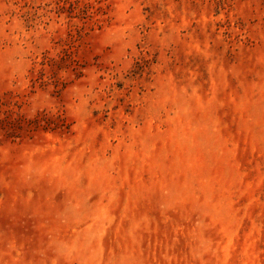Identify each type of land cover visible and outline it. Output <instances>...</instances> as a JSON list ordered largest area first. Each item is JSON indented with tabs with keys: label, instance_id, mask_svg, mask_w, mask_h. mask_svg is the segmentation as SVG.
I'll return each instance as SVG.
<instances>
[{
	"label": "rangeland",
	"instance_id": "obj_1",
	"mask_svg": "<svg viewBox=\"0 0 264 264\" xmlns=\"http://www.w3.org/2000/svg\"><path fill=\"white\" fill-rule=\"evenodd\" d=\"M0 264H264V0H0Z\"/></svg>",
	"mask_w": 264,
	"mask_h": 264
}]
</instances>
